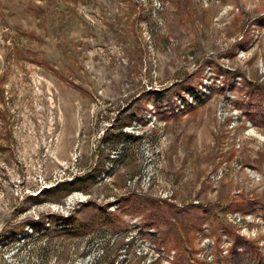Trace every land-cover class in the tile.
Instances as JSON below:
<instances>
[{"label": "rangeland", "instance_id": "374dc122", "mask_svg": "<svg viewBox=\"0 0 264 264\" xmlns=\"http://www.w3.org/2000/svg\"><path fill=\"white\" fill-rule=\"evenodd\" d=\"M263 16L264 0H0V264H264L247 93Z\"/></svg>", "mask_w": 264, "mask_h": 264}, {"label": "trees", "instance_id": "16d2710c", "mask_svg": "<svg viewBox=\"0 0 264 264\" xmlns=\"http://www.w3.org/2000/svg\"><path fill=\"white\" fill-rule=\"evenodd\" d=\"M263 17H260L259 19H257V21L259 23L261 21H264V20H261ZM248 85H249V92H247V93H249V95L251 96L250 101L253 102L252 111H254V112L258 111L257 112L258 115L259 116L263 115V117H264V86L260 85V84H257L258 86L254 87L252 85V83H250V82L248 83ZM151 95L153 97V102L154 103H156V102H158V101H160L162 99L161 92H159L157 90H153V92H151ZM250 110H251V108H250ZM129 117L131 119V117L133 118L134 115L133 114L129 115ZM121 134L122 133H120V134H118L116 136H119ZM86 180L87 179H85L84 177H82V178L81 177H73L69 181H61L60 183H57L55 186L49 187L47 189H42V190H40L38 195L31 196L30 198L33 199L32 201L35 204L44 202L46 198L42 199L41 197H43L44 195H47V194L50 195V199L56 200V199H59V198H53V197L55 195H57V193L61 194L62 196H65V194H68L71 191L80 190V189H82L85 186V181ZM246 206H248V204L246 202H244V203H242L240 205V207H246ZM30 224L36 230L37 229H41V228H43L45 226L43 219H41L39 221L30 222ZM21 230H22V227L18 231H21ZM164 237L165 236H163V239H164ZM163 242L166 243V247L168 249L176 248L175 244H171V240L170 239H167L165 241L163 240ZM178 250H179V253H182L179 248H178ZM183 255H184V252H183ZM177 257H178V254H177ZM179 257H181V259H182L183 256L179 254Z\"/></svg>", "mask_w": 264, "mask_h": 264}, {"label": "built area", "instance_id": "2783aa9c", "mask_svg": "<svg viewBox=\"0 0 264 264\" xmlns=\"http://www.w3.org/2000/svg\"><path fill=\"white\" fill-rule=\"evenodd\" d=\"M193 95H195V94H193ZM181 103V102H180ZM163 251V250H162Z\"/></svg>", "mask_w": 264, "mask_h": 264}]
</instances>
